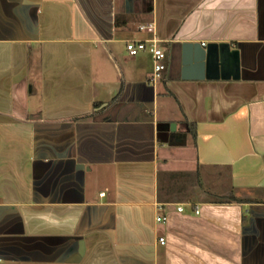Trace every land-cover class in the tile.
Here are the masks:
<instances>
[{
	"label": "crops",
	"instance_id": "crops-1",
	"mask_svg": "<svg viewBox=\"0 0 264 264\" xmlns=\"http://www.w3.org/2000/svg\"><path fill=\"white\" fill-rule=\"evenodd\" d=\"M0 264H264V0H0Z\"/></svg>",
	"mask_w": 264,
	"mask_h": 264
},
{
	"label": "water",
	"instance_id": "water-1",
	"mask_svg": "<svg viewBox=\"0 0 264 264\" xmlns=\"http://www.w3.org/2000/svg\"><path fill=\"white\" fill-rule=\"evenodd\" d=\"M195 49V45H190ZM201 53L192 52L191 60L182 61L183 67L196 66L204 72L207 80H238L239 79V52L233 50L229 44H208L205 47L198 45ZM189 47V45L187 46ZM182 48H186L185 46ZM175 125H169V132L173 133Z\"/></svg>",
	"mask_w": 264,
	"mask_h": 264
},
{
	"label": "built area",
	"instance_id": "built-area-1",
	"mask_svg": "<svg viewBox=\"0 0 264 264\" xmlns=\"http://www.w3.org/2000/svg\"><path fill=\"white\" fill-rule=\"evenodd\" d=\"M139 31H146L149 33L153 32V25L147 24L145 26L139 27ZM126 53L130 57H136L141 53L147 52L151 57L152 62V70L149 76V80L151 83H156L160 78L161 75L165 72L166 66L164 64V60L166 55L164 50L158 46L156 40H149V41H136V42H128L125 46ZM182 208H177V212H181ZM197 214V212H196ZM164 219L157 218L156 222L160 223L163 222ZM159 243L161 245L164 244V239H159Z\"/></svg>",
	"mask_w": 264,
	"mask_h": 264
},
{
	"label": "trees",
	"instance_id": "trees-1",
	"mask_svg": "<svg viewBox=\"0 0 264 264\" xmlns=\"http://www.w3.org/2000/svg\"><path fill=\"white\" fill-rule=\"evenodd\" d=\"M215 200L220 201V202H225V203L237 201L236 199H233V198H216Z\"/></svg>",
	"mask_w": 264,
	"mask_h": 264
},
{
	"label": "rangeland",
	"instance_id": "rangeland-1",
	"mask_svg": "<svg viewBox=\"0 0 264 264\" xmlns=\"http://www.w3.org/2000/svg\"><path fill=\"white\" fill-rule=\"evenodd\" d=\"M160 48H161V47H160ZM161 49H163V48H161ZM163 50H164V53H165V55H166V60H164V64L167 65V55H168V54H167V50H165V49H163ZM164 74H165V73H164ZM177 136H178V137H182V138H185V137H186L185 134H178V135L176 134V138H177Z\"/></svg>",
	"mask_w": 264,
	"mask_h": 264
}]
</instances>
